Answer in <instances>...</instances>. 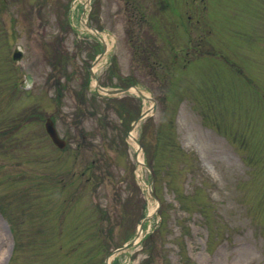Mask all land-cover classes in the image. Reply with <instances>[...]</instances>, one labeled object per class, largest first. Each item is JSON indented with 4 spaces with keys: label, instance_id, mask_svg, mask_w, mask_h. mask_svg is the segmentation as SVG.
Wrapping results in <instances>:
<instances>
[{
    "label": "rangeland",
    "instance_id": "obj_1",
    "mask_svg": "<svg viewBox=\"0 0 264 264\" xmlns=\"http://www.w3.org/2000/svg\"><path fill=\"white\" fill-rule=\"evenodd\" d=\"M0 264H264V0H0Z\"/></svg>",
    "mask_w": 264,
    "mask_h": 264
},
{
    "label": "water",
    "instance_id": "obj_2",
    "mask_svg": "<svg viewBox=\"0 0 264 264\" xmlns=\"http://www.w3.org/2000/svg\"><path fill=\"white\" fill-rule=\"evenodd\" d=\"M20 57H21L20 51H19V50H16L15 53H14V58L18 60V59H20ZM27 79L30 80V76H27ZM99 88H101V87H99ZM101 89H103V88H101ZM103 90H104V89H103ZM104 91H105L106 93H108V94L114 95V94H118V93H124V92H127L128 89H116V90H104ZM150 99H151V98H150ZM146 114H147V113L144 112L140 118L146 116ZM140 118H139V119H140ZM135 123H137V121H136ZM45 129H46V132L48 133V135L50 136V138L52 139V141L54 142V144H55L57 147H59V148H63V147H65L66 142H65V140H63L62 138H60V136H59V134H58V132H57V130H56V128H55L54 122H53V120H52L51 118H48V119L46 120V122H45ZM151 216H152V214H149V215H147V216L141 221V228H140V229H142V225H143V223H144L146 220L150 219ZM140 233H141V230H140ZM139 236H140V234H138V235H137L132 241H130V242L126 243L124 246L118 248V249L115 251L114 254H117V253H119V252H123V251H125L126 249H128V248L134 246V245L139 241V240H138V239H139Z\"/></svg>",
    "mask_w": 264,
    "mask_h": 264
},
{
    "label": "trees",
    "instance_id": "obj_3",
    "mask_svg": "<svg viewBox=\"0 0 264 264\" xmlns=\"http://www.w3.org/2000/svg\"><path fill=\"white\" fill-rule=\"evenodd\" d=\"M57 63H58V65H59V63H60V61H57ZM94 97V96H93ZM92 97V98H93ZM94 98H96V97H94ZM245 159V161L247 160L248 162H252V163H254L253 162V156H247L246 158H244ZM246 161V162H247ZM144 243H148V242H150V245H148L147 246V249L149 250L148 252H151V255H148L147 256V258L146 259H144L143 260V262L142 263H146V262H149V261H151L152 259H153V253H154V249H155V247H154V237L153 236H147L145 239H144V241H143Z\"/></svg>",
    "mask_w": 264,
    "mask_h": 264
},
{
    "label": "bare ground",
    "instance_id": "obj_4",
    "mask_svg": "<svg viewBox=\"0 0 264 264\" xmlns=\"http://www.w3.org/2000/svg\"><path fill=\"white\" fill-rule=\"evenodd\" d=\"M78 1H80V2H83V0H78ZM103 38H104V40H105V43H106V45H107V50L110 48V46H111V44L109 43V41H108V39H107V36H103ZM101 62V61H100ZM100 62L99 63H96L95 65H94V67H93V71L94 72H96L97 70H98V67L100 66ZM131 90L133 91V92H139L140 94H143L144 96H149L146 92H144V91H142V90H137L136 88H134V87H132L131 88ZM130 138H131V140H133V142L136 144V141H135V139H136V133L133 131V132H131L130 133ZM111 260H112V258H110L109 259V263L111 262Z\"/></svg>",
    "mask_w": 264,
    "mask_h": 264
}]
</instances>
